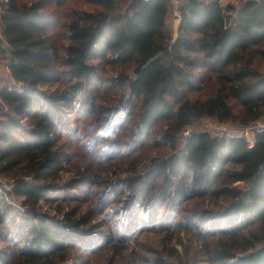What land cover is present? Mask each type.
I'll list each match as a JSON object with an SVG mask.
<instances>
[{
  "label": "trees",
  "instance_id": "trees-1",
  "mask_svg": "<svg viewBox=\"0 0 264 264\" xmlns=\"http://www.w3.org/2000/svg\"><path fill=\"white\" fill-rule=\"evenodd\" d=\"M50 1L63 6L70 0ZM89 1L106 11L85 13L83 23L71 22L63 56L49 32L53 21L41 11L43 2L10 0L1 6L0 51L10 60L11 80L24 86L0 89V99L13 111L2 112L0 168L18 176L34 175V181L17 180L14 192L33 208L26 224L31 244L13 255H0V264H61L78 246L70 240L72 236L84 240L89 235L80 230L79 220L67 225L46 221L39 216L37 205L47 195L45 184L55 179L59 170L54 145L65 121L60 108L79 97L85 109L95 107L90 86L103 80L94 58L120 65L121 71L111 84L131 89L128 103L141 119L140 140L144 141L161 121L169 122L165 139L175 152L147 175L130 180L127 187L135 196L134 202L153 199L158 188L156 196L161 200L175 194L183 201L218 188L217 194L230 195L233 200L225 218L240 225L230 229V241L220 246L215 259L220 264H264V130L256 132L254 147L245 137H213L198 131L188 138L184 152L177 150L178 136L196 118L210 115L221 122L237 120L244 125L264 118V72L252 68L254 57L264 56V2H245L235 24L229 26L226 13L234 9L232 6L225 9L219 0H188L181 7L183 26L174 42L166 30L173 0H149L142 9L119 18L109 15L118 0ZM59 67L65 70L60 72ZM202 69L218 75L221 89L208 99L193 100L190 94L204 80L199 74ZM60 73L67 77L68 88L59 94L38 88ZM229 99L239 103V113ZM44 110L47 115L41 114ZM161 178L164 185L158 187ZM237 182H244L248 189L234 190ZM4 203L0 194V212ZM204 214L196 215L197 225L210 220ZM259 221L263 227L255 233L252 228ZM242 253L246 255L235 261ZM147 263L161 261L157 258Z\"/></svg>",
  "mask_w": 264,
  "mask_h": 264
},
{
  "label": "rangeland",
  "instance_id": "rangeland-1",
  "mask_svg": "<svg viewBox=\"0 0 264 264\" xmlns=\"http://www.w3.org/2000/svg\"><path fill=\"white\" fill-rule=\"evenodd\" d=\"M19 1L44 3L41 11L53 21L49 32L61 56L69 43L71 22L81 20L85 13L106 11L89 0H70L63 6L50 0ZM187 1H172L166 18V30L173 38L174 21L182 18L181 7ZM9 2L0 0V12ZM135 2L118 0L115 10L110 11L109 15L119 18L143 8ZM220 3L225 9L229 6L239 8L226 13L228 25L233 26L241 5L233 0H222ZM4 46L10 49L8 45ZM92 60L93 64L99 66L103 80L100 85L90 86V90L95 93V107L93 110L85 109L79 97L78 101L69 102L60 108L65 121L58 129L54 145L59 170L56 178L45 184L47 195L37 205L39 216L46 221L67 225L70 221L79 220L80 230L89 232L84 240H79L77 235L72 236L70 240L78 243V246L74 248V255L61 264H149L148 261L157 258L161 264H220L215 259L216 251L230 241V229L240 225L225 218L233 202L231 196L217 194L218 188L212 187L209 193L196 195L187 201L175 194L168 200H161L160 196H156L159 194L158 188L153 199L144 203L134 202L135 196L127 187L130 180L147 175L160 160L175 152L165 139L169 122L161 121L144 141L140 140L143 136L140 135L141 119L137 110L132 113L128 103L131 89L129 86L111 84V80L121 71L120 65L98 58ZM9 63L6 52L0 51V89L6 85L19 88L11 80ZM252 68L264 72L263 55L254 57ZM64 70L59 67L60 72ZM199 74L204 80L199 83L197 91L190 94V98L203 100L218 94L221 89L218 75H211L205 69L200 70ZM131 75L135 74L131 72ZM68 86L67 77L60 73L38 88L59 94ZM228 101L234 111L239 113V103L233 99ZM7 111L13 112L0 99V123L3 120L2 112ZM47 113V110L41 111V114ZM106 120H112L119 127L120 134L110 151L99 155L102 141L95 139V150L89 149L88 144L94 140L91 131L93 125H100ZM26 122L27 118L22 121V126ZM260 130H264V118L244 125L237 120L221 122L216 116L206 115L194 119L181 132L177 150L184 152L188 138L198 131L209 132L213 137L227 135L256 138V132ZM4 163L1 165L5 166ZM21 178L30 183L34 181V175L18 176L17 172L6 173L0 168V194H3L5 202L0 212V255L3 257L23 251L31 244L26 224L33 216V208L23 203V196L14 193L17 180ZM163 185L161 178L158 187ZM232 188L236 191L248 189L244 182H237ZM6 204L10 206L9 209ZM200 213L210 218L208 223L197 225L196 215ZM262 227L263 222L259 221L252 230L259 233ZM245 255L238 254L235 261Z\"/></svg>",
  "mask_w": 264,
  "mask_h": 264
},
{
  "label": "clouds",
  "instance_id": "clouds-1",
  "mask_svg": "<svg viewBox=\"0 0 264 264\" xmlns=\"http://www.w3.org/2000/svg\"><path fill=\"white\" fill-rule=\"evenodd\" d=\"M91 131L94 133V140L92 143L88 144V148L95 150V139L102 141L99 155L108 153L113 142L117 140L120 134L119 127L112 120H106L100 125H93ZM140 264H142V262H140Z\"/></svg>",
  "mask_w": 264,
  "mask_h": 264
},
{
  "label": "water",
  "instance_id": "water-1",
  "mask_svg": "<svg viewBox=\"0 0 264 264\" xmlns=\"http://www.w3.org/2000/svg\"><path fill=\"white\" fill-rule=\"evenodd\" d=\"M256 2L261 3L259 0H257ZM135 4L140 5V7H144L147 4V2L143 0H136ZM182 26H183V19L182 18L176 19L174 24V42H176L179 39Z\"/></svg>",
  "mask_w": 264,
  "mask_h": 264
},
{
  "label": "built area",
  "instance_id": "built-area-1",
  "mask_svg": "<svg viewBox=\"0 0 264 264\" xmlns=\"http://www.w3.org/2000/svg\"><path fill=\"white\" fill-rule=\"evenodd\" d=\"M211 1H214V0H211ZM248 1H251V0H233V2H235L236 4H240L241 7L242 5L245 3V2H248ZM253 1H257V0H253ZM260 2H264V0H259ZM219 2H222V0H219ZM240 7V6H239ZM240 7V8H241ZM235 9H239L237 7H235ZM180 17V16H179ZM181 18V17H180ZM0 20H1V15H0ZM0 36H2V31H0ZM15 83V86L19 87V88H22L24 86V84H21L18 82H14ZM245 138L247 139V141L250 143V147H254L255 145V142H256V138L254 136H245Z\"/></svg>",
  "mask_w": 264,
  "mask_h": 264
},
{
  "label": "crops",
  "instance_id": "crops-1",
  "mask_svg": "<svg viewBox=\"0 0 264 264\" xmlns=\"http://www.w3.org/2000/svg\"><path fill=\"white\" fill-rule=\"evenodd\" d=\"M146 1H147V0H146ZM146 1H145V2H146ZM183 5H184V4H183ZM232 7L234 8V6H232ZM234 9H235V8H234ZM234 9H232V10H234ZM169 13H170V11L168 12V15H169ZM175 21H176V20H175ZM175 21H174V24H175Z\"/></svg>",
  "mask_w": 264,
  "mask_h": 264
}]
</instances>
